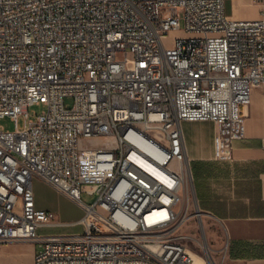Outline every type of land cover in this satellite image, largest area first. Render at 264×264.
<instances>
[{
	"label": "built area",
	"instance_id": "2783aa9c",
	"mask_svg": "<svg viewBox=\"0 0 264 264\" xmlns=\"http://www.w3.org/2000/svg\"><path fill=\"white\" fill-rule=\"evenodd\" d=\"M257 1L259 19L233 21L224 0H0V120L15 124L0 127V244L39 245L33 264H195L177 235L195 207L182 124L217 126L218 161L245 139L264 89ZM34 178L84 210L83 232L40 234L63 224Z\"/></svg>",
	"mask_w": 264,
	"mask_h": 264
},
{
	"label": "crops",
	"instance_id": "0c3cea01",
	"mask_svg": "<svg viewBox=\"0 0 264 264\" xmlns=\"http://www.w3.org/2000/svg\"><path fill=\"white\" fill-rule=\"evenodd\" d=\"M224 11L230 20L254 21L260 18L262 4L257 0H224ZM244 112L245 139L234 143L230 161L215 158V124L205 122L199 128L189 125L197 123L182 124L185 149L191 161L195 207L215 226L208 234L216 264H264L263 88L253 90L252 103ZM206 125L213 128L208 130ZM205 247L209 252L206 243ZM7 248H0V264H19L16 252L11 255ZM23 248L35 258L36 244ZM193 254L196 264H205V259Z\"/></svg>",
	"mask_w": 264,
	"mask_h": 264
},
{
	"label": "rangeland",
	"instance_id": "374dc122",
	"mask_svg": "<svg viewBox=\"0 0 264 264\" xmlns=\"http://www.w3.org/2000/svg\"><path fill=\"white\" fill-rule=\"evenodd\" d=\"M66 107H71L73 105V99L72 98H66L65 100ZM46 110L44 105H35L30 107L29 113L31 115V119L35 120V115H40L42 112ZM195 128L204 127V123H197V124H189ZM0 127L5 132H14L15 131V124L13 121L10 120V118H4L0 120ZM18 127L22 130L24 128V119L20 118L18 122ZM207 129L210 130V125H206ZM204 129V128H203ZM104 141H97V140H90L87 143V147H93L97 148L100 145H103ZM32 189L34 193V200L36 208H38L41 211L50 213L54 216V220L60 224H63L62 226L56 227V228H45L40 231L41 235H50V234H73V233H81L83 232V228L79 225H75L76 222L82 220L85 216L84 210H82L76 203L65 197L64 195H61L57 191H55L49 184L44 182L43 180L39 178H34L32 181ZM98 196L96 194H88L83 193L82 195V201L83 203L87 205H92L96 200ZM195 206V201H194ZM196 209V207H195ZM190 218H188V221L180 227V229L177 231L178 236L185 237V240L183 241L184 245L191 250V252L197 254L202 258L204 261V257L206 255V250L208 247L210 248V251L208 254L210 255V262L211 264H216L213 255L211 253V241L209 238V230L215 228L214 225L211 224V222H208V220L203 217L202 222L199 220H196V218L193 216L194 214V207H190ZM206 221V224L205 222ZM202 228L204 231V236L202 235ZM31 242L27 241H16L8 244H0V248L3 246L8 247V251L11 255L16 252L17 259L19 264H33L34 262V256L31 253H28L26 250H24V246H28ZM34 244V243H33ZM38 250L40 249L39 245H36ZM204 254V257L202 256ZM209 264V263H208Z\"/></svg>",
	"mask_w": 264,
	"mask_h": 264
},
{
	"label": "bare ground",
	"instance_id": "6f19581e",
	"mask_svg": "<svg viewBox=\"0 0 264 264\" xmlns=\"http://www.w3.org/2000/svg\"><path fill=\"white\" fill-rule=\"evenodd\" d=\"M140 144H141V146H142L143 148H145L146 150L150 151L149 148H148L145 144H143V143H141V142H140ZM205 250L207 251L206 248H205ZM207 252H208V251H207ZM192 257H193V259H194V261H195V264H196V259H195V256H194L193 253H192ZM208 260H209V258H208ZM205 264H208L207 261L205 262ZM210 264H211V263H210Z\"/></svg>",
	"mask_w": 264,
	"mask_h": 264
},
{
	"label": "water",
	"instance_id": "95a60500",
	"mask_svg": "<svg viewBox=\"0 0 264 264\" xmlns=\"http://www.w3.org/2000/svg\"><path fill=\"white\" fill-rule=\"evenodd\" d=\"M202 235L204 236V231H203V228H202Z\"/></svg>",
	"mask_w": 264,
	"mask_h": 264
}]
</instances>
